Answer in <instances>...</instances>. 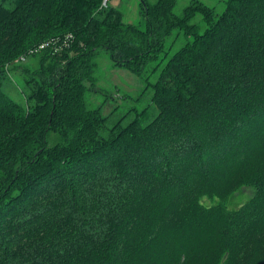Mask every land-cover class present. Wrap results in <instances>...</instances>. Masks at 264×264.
Wrapping results in <instances>:
<instances>
[{
  "label": "trees",
  "instance_id": "trees-1",
  "mask_svg": "<svg viewBox=\"0 0 264 264\" xmlns=\"http://www.w3.org/2000/svg\"><path fill=\"white\" fill-rule=\"evenodd\" d=\"M142 4L145 28L109 1L0 0V264H194L206 243L207 264H264V0ZM101 48L157 74L147 124L92 99Z\"/></svg>",
  "mask_w": 264,
  "mask_h": 264
},
{
  "label": "rangeland",
  "instance_id": "rangeland-1",
  "mask_svg": "<svg viewBox=\"0 0 264 264\" xmlns=\"http://www.w3.org/2000/svg\"><path fill=\"white\" fill-rule=\"evenodd\" d=\"M108 1L110 4L119 7L123 11L126 21L135 23L141 28H145L146 18L144 16V7L142 4V0H103V4L107 5ZM192 1L193 0H176L177 4L174 10L175 13H177L178 15H182L184 9L189 4H191ZM198 1H202L209 4L210 6H214L217 13H221L224 10L226 2V0ZM200 17H198L197 20H200ZM203 28H205L204 24ZM47 31L48 30L46 28L41 27V29L37 30V34L39 36H43ZM176 33L177 31H175L172 36L168 37L169 42H171L175 38ZM187 42L188 39L185 36L181 35L175 42L174 48L177 49ZM27 55L25 54L20 58H15L7 64L10 69V76L6 80L5 88L17 100L22 99L20 88L24 85V75L21 73V67L23 65H38V56L31 57ZM97 63L98 65L96 67L95 77L97 87L96 89L98 91L93 92V94L91 92L90 94L92 99L96 101V103L103 104L102 111L105 114H109L111 113V110H113L115 118L125 116L126 120H130L137 116L135 114V111H132V113H130L129 110L131 108L138 109L139 111L148 108V113L142 120L143 124H147L158 114V108L152 104V85L150 88L147 87L148 79L150 83H154L156 81V73L153 74L148 70L143 75H137L127 68L117 67L113 64L109 52L103 48L99 50ZM90 105L94 106L92 104ZM255 163L256 160H254L251 165L247 166L246 172L250 171L254 166L260 165L259 163ZM251 195V187L243 186L231 196L229 205L232 208H236L242 203L246 202ZM206 202L210 204V201L206 200ZM173 216L174 215H172L171 217ZM259 234L262 237L264 236V233L262 231ZM253 240H255V238ZM213 250L214 249L209 247V244L206 243V247L202 252H200L199 250L197 251V257L195 258L196 261L193 260L194 264H207V262L205 261L207 253L211 255L212 252L210 251ZM254 250L256 254L260 252V249L254 248ZM192 263L193 262H191L190 264ZM219 264H223V260Z\"/></svg>",
  "mask_w": 264,
  "mask_h": 264
},
{
  "label": "built area",
  "instance_id": "built-area-1",
  "mask_svg": "<svg viewBox=\"0 0 264 264\" xmlns=\"http://www.w3.org/2000/svg\"><path fill=\"white\" fill-rule=\"evenodd\" d=\"M41 47H44V45H42Z\"/></svg>",
  "mask_w": 264,
  "mask_h": 264
}]
</instances>
